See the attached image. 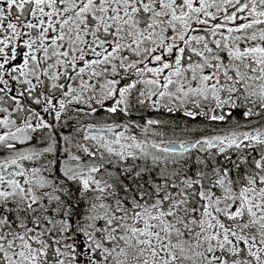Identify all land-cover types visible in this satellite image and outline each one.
Returning a JSON list of instances; mask_svg holds the SVG:
<instances>
[{
	"label": "snow or ice",
	"instance_id": "snow-or-ice-1",
	"mask_svg": "<svg viewBox=\"0 0 264 264\" xmlns=\"http://www.w3.org/2000/svg\"><path fill=\"white\" fill-rule=\"evenodd\" d=\"M0 264H264V0H0Z\"/></svg>",
	"mask_w": 264,
	"mask_h": 264
}]
</instances>
